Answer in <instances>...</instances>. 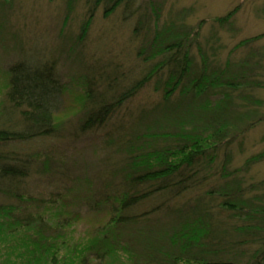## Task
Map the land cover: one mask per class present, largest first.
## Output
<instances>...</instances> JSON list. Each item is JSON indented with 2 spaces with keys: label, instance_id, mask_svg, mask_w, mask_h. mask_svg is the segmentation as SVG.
<instances>
[{
  "label": "trees",
  "instance_id": "obj_1",
  "mask_svg": "<svg viewBox=\"0 0 264 264\" xmlns=\"http://www.w3.org/2000/svg\"><path fill=\"white\" fill-rule=\"evenodd\" d=\"M103 2L106 14L124 5L125 15H142L141 7L135 8L136 0H95V8ZM93 11L84 25L85 32ZM231 15L218 21L223 24ZM141 30L139 21L137 37L141 36ZM159 35L138 51L144 62L157 57L158 62L132 85L119 91L113 79L102 89L100 78H106L87 74L86 100L97 98L99 101L88 109L80 131H91L104 123L155 75L163 73L165 79L157 80L163 98L155 110L162 117L169 112L173 115V106L171 110L167 107L176 99L178 114H181V103L185 102L184 118H178L177 125L171 118L173 132L149 129L126 139L123 147L126 162L121 167L120 163L113 166L122 178L120 184L84 197L93 210L107 208L111 217L80 238L73 233L80 213L71 208L70 188L50 193L47 198L27 195L24 190L27 179L35 171L33 161L38 159V152L33 153L32 148L24 146H30L37 139L53 138L60 130L54 114L64 87L56 67L53 63L42 65L19 60L5 71L0 98V192L10 201L0 203V264H104L109 256L118 259L125 253L132 264H153L151 258L137 263L138 233L133 227L138 220L161 212L173 215L178 225L173 228L172 236L182 243L181 252L171 254L165 264H264V191L250 195L264 186V181L244 188L240 179L242 168L247 170L264 155L249 157L242 168L232 172L225 171L223 165L219 177L212 169L218 151L234 139V136L228 138L231 131L228 122L235 100L241 99L235 92L244 85L242 81L246 77L242 72L229 74V62L224 69L220 66L209 69L206 60L203 65L195 64L186 34L164 42L160 49H153ZM243 43L246 41L238 46ZM95 90L101 92L95 94ZM212 95L220 97L212 100ZM160 139L165 142L163 145ZM169 141L171 145H167ZM49 165L48 161L44 164ZM211 177L215 182L209 181ZM98 178L106 180V172ZM208 182L210 186H206ZM195 190L204 191L190 197L186 205L173 204ZM12 198L18 202H12ZM232 219L239 223H233ZM229 230L239 233V240L228 242L230 247L225 248L221 246L227 245L223 233ZM156 237L159 242L169 243L165 230H159ZM175 240L171 244H177ZM256 240L263 242L262 248L251 258L242 260L243 255L236 250L241 249L243 241ZM7 250L14 254L13 261L4 259Z\"/></svg>",
  "mask_w": 264,
  "mask_h": 264
},
{
  "label": "rangeland",
  "instance_id": "obj_2",
  "mask_svg": "<svg viewBox=\"0 0 264 264\" xmlns=\"http://www.w3.org/2000/svg\"><path fill=\"white\" fill-rule=\"evenodd\" d=\"M105 5L103 2L95 8V0H0V98L5 71L19 60L42 65L53 63L64 87L54 114L55 121L60 123L58 134L34 140L29 144L31 147L24 146L32 148L33 153L38 152V159L33 161L35 171L27 179L24 190L27 195L47 198L50 193L70 188L71 208L80 213L73 231L76 238L91 233L110 219L107 208L93 210L84 197L120 184L122 178L113 166L120 163L121 167L126 162L123 148L126 139L149 129L173 132L172 123L177 125L175 121L184 118L185 102L181 103V114H178L176 99L167 107L171 110L173 106V115L169 112L162 117L161 112L155 110L157 102L163 98L157 82L165 79L163 73L155 75L104 123L91 131H80L88 109L99 101L97 98L86 100L87 74L91 72L106 78H100L102 89L113 79L119 91L132 85L159 60L157 57L144 62L138 56L139 47L148 46L155 35L160 34V37L154 40L153 49H160L164 42L175 41L186 34L191 41L190 53L195 64L203 65L206 60L207 68L224 69L229 62V74L242 72L246 77L242 81L244 85L235 92L241 99L235 100L228 122L231 126L228 138L234 136V139L218 151L212 164L216 175L222 174L223 165L225 171L232 172L242 168L249 157L264 155V0H136L135 8L141 7L140 17L125 15L124 5L106 14ZM92 11L93 17L85 32L84 25ZM229 13L232 14L229 20L221 24L218 18ZM139 21L142 30L137 37ZM243 41L246 43L238 46ZM95 81L98 82L96 78ZM100 92L94 91L95 94ZM218 97L211 96L212 100ZM180 123L183 125L184 120ZM164 143L160 139V145ZM47 161L50 165L44 166ZM105 172L107 179L99 180V174ZM240 173L244 188L264 181V156L247 170L242 168ZM209 181L215 182L214 178ZM210 182L206 186H210ZM262 191L264 186L250 195ZM201 192L195 190L173 204L186 205L190 197ZM9 201V197L0 192V203ZM232 221L239 223L237 219ZM176 225L173 215L166 212L138 220L133 227L138 233L137 263L151 258L153 264H165L171 254L181 252V241L177 242L178 238L172 236ZM159 230L169 234V243L158 241ZM237 234L230 230L223 233L227 245L222 243L221 246L229 248L228 242L239 240ZM171 240L177 244H171ZM262 246L261 240L243 241L236 253L242 254L244 260L254 256ZM11 252H6L4 259L13 261L15 256ZM129 260L125 253L118 259L109 256L104 264H132Z\"/></svg>",
  "mask_w": 264,
  "mask_h": 264
}]
</instances>
